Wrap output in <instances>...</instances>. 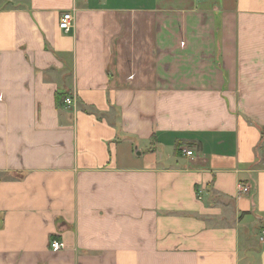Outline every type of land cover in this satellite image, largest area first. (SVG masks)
<instances>
[{
    "label": "crops",
    "instance_id": "1",
    "mask_svg": "<svg viewBox=\"0 0 264 264\" xmlns=\"http://www.w3.org/2000/svg\"><path fill=\"white\" fill-rule=\"evenodd\" d=\"M263 232L264 0H0V264H264Z\"/></svg>",
    "mask_w": 264,
    "mask_h": 264
},
{
    "label": "built area",
    "instance_id": "2",
    "mask_svg": "<svg viewBox=\"0 0 264 264\" xmlns=\"http://www.w3.org/2000/svg\"><path fill=\"white\" fill-rule=\"evenodd\" d=\"M58 28L61 32L68 34L73 29V17H72V15L63 14L59 20ZM64 103L69 106L72 104V100L67 98V99H65ZM183 153L188 157L193 156V152L189 151V150H184ZM238 192L247 193L248 188L246 186H243V185H238ZM259 241L264 242V232L261 233V235L259 237ZM49 248L51 251L56 253V252H59L62 249H64V244L62 241H60L58 239H53L49 243Z\"/></svg>",
    "mask_w": 264,
    "mask_h": 264
}]
</instances>
